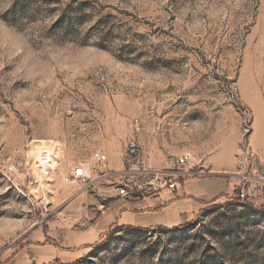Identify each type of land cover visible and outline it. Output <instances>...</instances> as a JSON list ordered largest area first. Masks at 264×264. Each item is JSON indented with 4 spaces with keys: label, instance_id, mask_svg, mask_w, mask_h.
Wrapping results in <instances>:
<instances>
[{
    "label": "rangeland",
    "instance_id": "obj_1",
    "mask_svg": "<svg viewBox=\"0 0 264 264\" xmlns=\"http://www.w3.org/2000/svg\"><path fill=\"white\" fill-rule=\"evenodd\" d=\"M248 143L264 171V0H0V264H264V194L256 212L234 192ZM38 145L54 172L31 171ZM100 147L111 174L94 190L59 181L78 163L103 169ZM161 185L165 208L132 200ZM74 189L88 190L78 205ZM109 194L93 223L90 199Z\"/></svg>",
    "mask_w": 264,
    "mask_h": 264
},
{
    "label": "built area",
    "instance_id": "obj_2",
    "mask_svg": "<svg viewBox=\"0 0 264 264\" xmlns=\"http://www.w3.org/2000/svg\"><path fill=\"white\" fill-rule=\"evenodd\" d=\"M133 125V132L138 133L140 131V125L138 120H135ZM250 144L248 143L244 149H241L242 157L238 163V170L236 177L238 183L234 189L235 196L240 201H248L251 197H256L264 194V171L258 170L253 167L254 154L250 149ZM139 144L135 137H130L125 141L124 144V156L126 159L133 158L138 154ZM50 158H55L54 149L48 147L47 145H38L36 155L31 160L30 169L36 174L46 175L48 171L54 172L55 166L49 164ZM191 160V155L188 152L182 153L178 159V165H185ZM108 161L107 150L103 147H100L93 151L91 155V162L94 165L102 166L103 169H98L97 166H90L89 163H78L75 166L73 165L68 173L58 175L59 181L63 184H73L77 185L80 188L91 187L97 179L103 176H108L111 174V171L107 169L106 163ZM250 165H249V164ZM152 185V184H150ZM168 188H179V180L170 179L165 183ZM163 185L154 188L158 190ZM134 188L131 184L124 181H119L117 186V195L120 197H129L132 194ZM157 191V192H158ZM101 209L99 212H102L105 209V204L101 203Z\"/></svg>",
    "mask_w": 264,
    "mask_h": 264
},
{
    "label": "crops",
    "instance_id": "obj_3",
    "mask_svg": "<svg viewBox=\"0 0 264 264\" xmlns=\"http://www.w3.org/2000/svg\"><path fill=\"white\" fill-rule=\"evenodd\" d=\"M214 170H216V171H218V168H214ZM208 176H212V175H208ZM216 176H218V175H216ZM204 177H207V176H202V177H190L189 179L190 180H193V181H199L198 179L199 178H204ZM184 180V179H183ZM202 182H204V181H202ZM96 185H98V181H95V183L92 185V188H91V190H94L93 188H95L96 187ZM182 185H184V182H183V184ZM70 187H67V186H65L64 187V191H65V193H68V192H66L67 190H70L69 189ZM86 191H88L87 189H85V190H83V191H81L80 193H75L76 192V190L74 189V194H77L76 196H74V204L75 205H78V203H80V202H83L84 200H86L87 199V194H86ZM228 191L227 190H225L224 192H222L221 194H219V196H207L208 195V192H206V194H204L203 192H199V194H200V196L202 197V196H207L206 197V199H203V200H199V201H201V203H200V208H201V206L202 205H205L206 203H208V202H212L213 200H215V199H218V198H220V197H223L226 193H227ZM69 195H71V193L69 194ZM160 195H164V193L162 192V191H158V192H154L153 194H150V195H143V197H138V198H132V200H137V199H139V200H141V204H145L146 203V205H148V206H151V207H149L150 209H154V208H161V207H163V208H165L167 205H165V202L164 201H162V200H160V198H159V196ZM108 203H107V207L102 211V212H100V215H98V216H96L95 217V219H93V223H94V221L96 220V218L97 217H99V216H101V215H103V214H105V212H106V210L108 209V208H110L111 207V205H112V203H113V201H115V200H117V199H119L120 197H118V196H116L115 194H109L108 195ZM184 200H187V201H189V203L193 200L192 199V197L191 196H189V195H184ZM106 198H104V199H101V200H105ZM131 199V198H130ZM83 200V201H82ZM90 201L92 202V204H94V205H96V208H97V210H99L98 208H100L101 207V204L100 203H98V199L97 198H92V199H90ZM102 202V201H101ZM97 204H99V205H97ZM69 206H72V205H69ZM68 207V206H67ZM79 207H81L80 205H79ZM79 207L77 206L76 207V210H77V208L79 209ZM199 208V209H200ZM68 209V208H67ZM66 209V210H67ZM69 209H71V207L69 208ZM74 217L75 218H79L80 217V215H79V213L77 214V211H75L74 210ZM74 220H76V219H74ZM92 222H90V223H92ZM113 225H118V226H120V225H131V224H120L119 222H117V224H113ZM113 225H110L109 227H108V229L109 228H111ZM68 226V225H67ZM132 226H135V225H132ZM176 226V225H175ZM69 227V226H68ZM138 227H142V228H148V227H144V226H138ZM107 229V230H108ZM106 231V230H105ZM104 231V232H105ZM104 232H102V233H100L99 234V236L101 235V234H103ZM92 244V243H91ZM27 258V259H30L31 257H29L28 256V254L23 250V258Z\"/></svg>",
    "mask_w": 264,
    "mask_h": 264
},
{
    "label": "trees",
    "instance_id": "obj_4",
    "mask_svg": "<svg viewBox=\"0 0 264 264\" xmlns=\"http://www.w3.org/2000/svg\"><path fill=\"white\" fill-rule=\"evenodd\" d=\"M235 199L237 200V204H245L248 208H250L251 210L253 211H256V212H259L261 211L262 209H257L256 207H253L252 204L250 203H247L248 201H240L236 196H235ZM217 199L213 200L212 202H215ZM107 203H108V200L105 201V208L107 207ZM262 212H264V210H262ZM182 227H162L160 226V229L161 230H164V231H167V230H180ZM116 230H135V231H140V232H144V231H147V228H142V227H138V226H132V225H120L117 227ZM110 237V235L106 238V239H103L101 240V242L98 243V247H101L103 245L106 244V242L108 241V238ZM83 259L82 258H78L76 260H74L73 262H68L71 263V264H79ZM32 264H35V263H32Z\"/></svg>",
    "mask_w": 264,
    "mask_h": 264
}]
</instances>
